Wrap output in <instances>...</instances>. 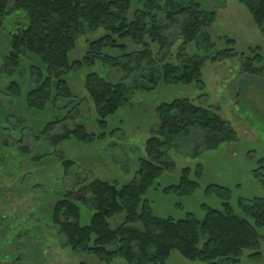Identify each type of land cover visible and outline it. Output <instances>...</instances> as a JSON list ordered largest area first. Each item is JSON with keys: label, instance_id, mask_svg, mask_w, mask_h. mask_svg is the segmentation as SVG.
I'll list each match as a JSON object with an SVG mask.
<instances>
[{"label": "trees", "instance_id": "trees-1", "mask_svg": "<svg viewBox=\"0 0 264 264\" xmlns=\"http://www.w3.org/2000/svg\"><path fill=\"white\" fill-rule=\"evenodd\" d=\"M131 1L14 0L10 6V0H0V17L12 10H23L27 19L24 28L10 35V51L5 59L8 71L18 69L26 59L36 58L41 64L30 65L32 87L26 93L28 110L43 112L48 106L62 110L74 102L75 96L66 80L70 73L91 68L97 62L115 69L120 66L127 73H133V82H112L95 71L88 72L84 79L97 123L106 128L107 118L130 104L137 90H152L162 84L196 83L203 88L202 68L206 62L238 55L233 47L234 40L227 37L225 40L230 44L227 48L214 49L215 43L208 29L216 20L215 10H205L192 1L184 5L179 0H141L140 8L130 20L127 13ZM238 1L246 6L264 35V0ZM99 28H103L105 34L88 42V49L80 60L70 61L69 53L75 49L80 35ZM175 38L181 40L175 63L155 57L151 44H158L160 52L170 54ZM126 39L142 49L129 52L122 43ZM192 43L199 53L187 52V46ZM107 48L119 49L122 55H108L104 53ZM251 52L253 56L241 54V69L257 74L264 68V58L257 48ZM6 91L13 97L23 95L22 87L16 81L8 83ZM69 100L68 104L60 105ZM156 113L158 128L146 140V158L138 160L133 179L123 184L95 179L75 192L68 191L55 202L51 221L64 238L65 246L93 254L103 264H113L117 257L123 260L121 264H167L173 250L188 260L206 264H238L245 250L251 251L248 258L259 259L264 196L239 197L234 206L229 188L209 184L205 192L220 199V209L203 204L202 218L192 212H186L179 219L154 214L144 195L165 170L175 166L165 158L173 143L177 144L181 138L199 137L203 142L202 149H213L236 138L235 129L219 113L188 98L162 102L156 107ZM71 114L70 110L65 116L55 115L43 125L39 135L49 139L47 141L54 146L72 139L90 143L105 136L104 132H89L82 124L69 128L64 122ZM61 124L62 131L55 133ZM21 150L24 152V148ZM56 153L65 170L74 164L73 160ZM203 173L201 164L194 169L184 167L178 182L165 188L164 192L179 197L191 196L199 189ZM253 177L264 184V158L258 161ZM81 205L92 210L89 222L84 225L79 221ZM236 208L240 214L236 213ZM122 212L125 213L123 223L112 228L108 220Z\"/></svg>", "mask_w": 264, "mask_h": 264}, {"label": "rangeland", "instance_id": "rangeland-1", "mask_svg": "<svg viewBox=\"0 0 264 264\" xmlns=\"http://www.w3.org/2000/svg\"><path fill=\"white\" fill-rule=\"evenodd\" d=\"M141 0H132L127 13L128 19L140 8ZM184 5L194 2L205 10H215L216 20L208 29L215 50L227 48L230 44L225 37L234 40L237 56L221 61H208L202 68L204 87L198 84H162L152 90H137L131 102L107 118L106 128L97 123L95 107L84 88L88 72L95 71L112 82L134 81L120 66L115 69L109 64L97 62L91 68L70 73L66 80L74 94L71 100L61 103L64 109L50 107L43 112L26 108V93L32 87L30 65L41 66L38 59H26L13 72L5 66L10 51V35L27 25L23 10H12L0 17V264H103L93 254L73 251L65 246L64 238L51 221L55 202L65 197L68 191L75 192L82 185L95 179L115 180L126 183L136 176L138 160L146 158V140L158 128L156 107L162 102L188 98L195 104L219 113L236 131L234 141L220 144L217 148L202 149L199 137L181 138L170 147L165 157L174 167L165 170L144 195L157 216L182 218L186 212L202 218V205L220 209L221 201L215 195L207 194L205 187L217 184L232 191V204L239 197L246 199L264 196V184L253 177L258 161L264 158V68L257 74L241 69V54L253 56L251 49L257 48L264 58V35L253 21L246 6L238 0H179ZM14 0H10V6ZM179 24V22H178ZM105 34L103 28L87 31L77 39L75 49L69 53V60H80L88 49V42ZM128 51L142 47L129 40H123ZM181 40L175 38L170 54L160 52L158 44H151L155 57L175 63ZM187 52H198L194 43L187 46ZM104 53L119 57V49H105ZM261 67V65L256 64ZM135 78V77H134ZM11 81L22 87V96L8 95L6 86ZM78 103V104H77ZM59 105V106H60ZM71 118L64 123L70 128L82 124L95 134L105 136L90 143L72 139L57 146L39 135L45 123L55 115ZM63 123V124H64ZM62 124L55 131L61 132ZM24 148V152L21 150ZM26 147V148H25ZM27 151H26V150ZM74 164H61L57 153ZM44 155L40 158H34ZM203 166L200 187L188 197L166 193L164 189L178 182L181 169ZM80 224L89 222L91 208L81 205ZM236 213L240 214L236 208ZM125 213H119L108 220L114 228L123 223ZM257 260L248 258L245 250L238 264H264V228ZM117 257L113 264H121ZM167 264H206L191 261L173 250Z\"/></svg>", "mask_w": 264, "mask_h": 264}]
</instances>
